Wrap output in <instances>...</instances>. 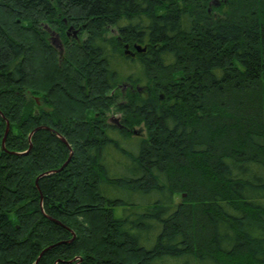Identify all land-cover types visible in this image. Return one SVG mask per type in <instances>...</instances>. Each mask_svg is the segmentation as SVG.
<instances>
[{"label": "trees", "instance_id": "trees-1", "mask_svg": "<svg viewBox=\"0 0 264 264\" xmlns=\"http://www.w3.org/2000/svg\"><path fill=\"white\" fill-rule=\"evenodd\" d=\"M48 247L38 264H264V0H0V264Z\"/></svg>", "mask_w": 264, "mask_h": 264}, {"label": "rangeland", "instance_id": "rangeland-1", "mask_svg": "<svg viewBox=\"0 0 264 264\" xmlns=\"http://www.w3.org/2000/svg\"><path fill=\"white\" fill-rule=\"evenodd\" d=\"M46 26V24L43 26V29H44V27ZM70 28V27H69ZM69 28L67 29V34H68V36L70 37V38H74V31L73 30H69ZM46 31H47V33H48V35H49V40H50V42L53 44V39L55 38V36L56 35H52V32L50 31V30H47L46 29ZM111 34H117V31L116 30H111V33L110 34H108V36H110ZM85 37V36H84ZM58 44H61L62 46H63V43H62V40H60V42L59 43H57V45H54L55 47H56V49L58 50V52H59V54L61 53L62 54V52H63V50L62 51H60V49H59V47H58ZM35 59H37V58H35ZM36 61V60H35ZM129 84L128 83H123V86L120 88L121 90H120V92H121V95H120V97H118V100L119 101H125V97H126V94L130 91V86H128ZM142 86V85H141ZM38 99V101H39V98H37ZM119 103V102H118ZM120 104V103H119ZM115 111L116 112H114V111H112V112H109V115H108V120L110 121V122H113V123H115V120L116 119H118L119 121H120V119H121V113L120 112H117L118 110H116V108H115ZM9 127H10V123L9 122H7V126H6V130H5V135H4V138H3V141H2V145H3V148L6 150V145H5V140H6V137H7V135H8V133L6 132V131H8L9 132ZM39 127V126H38ZM38 127H35L32 131H31V133H30V135L32 136L33 134H34V130L36 129V128H38ZM132 131H134L135 133H136V135H138V136H142V137H145L146 136V129H145V127L143 126V124H139V125H135L133 128H132ZM30 135H29V137H30ZM58 136H60V138L62 137V138H64L63 136H61V135H58ZM116 136V135H115ZM62 140V139H61ZM64 140L65 141H63L66 145H67V147H68V149L70 150V155H69V157H68V159L66 160V162L63 164V166L60 168V170H62L64 167H66L68 164H69V162H70V160H71V158H72V156H73V148H72V146L68 143V141L64 138ZM126 142V141H125ZM28 150H26L25 152H27ZM120 155V154H119ZM114 161H111V163H114V165H115V167H117L119 164L121 165V162H124V161H126L127 159L124 157V156H117V157H115L114 159H113ZM128 161V160H127ZM123 164H125V163H123ZM114 172H115V174H118V175H123L124 174V171H123V169H121V168H117V169H114L113 170ZM125 195V194H124ZM185 195V194H184ZM183 200V197H182V193H177L175 196H174V204H177V203H180L181 201ZM135 208V206H129L128 207V210L129 209H134ZM123 212H124V208L123 207H117V208H115L114 209V213H115V215L117 216V217H120V216H122V214H123ZM43 251H44V249H43ZM39 258V257H38ZM36 262H37V260H36ZM38 264V263H37Z\"/></svg>", "mask_w": 264, "mask_h": 264}, {"label": "water", "instance_id": "water-1", "mask_svg": "<svg viewBox=\"0 0 264 264\" xmlns=\"http://www.w3.org/2000/svg\"><path fill=\"white\" fill-rule=\"evenodd\" d=\"M72 29H73V27H70V28H69V30H72ZM51 32H52V35H56L55 38L53 39V45H57V43H59L60 40H61V39H60V36H59V34H57L55 31H51ZM78 32H79V30H74V34L76 35V37H77V33H78ZM58 47H59L60 51L63 50V46H62L61 44H58ZM135 49H136V52H142V51L145 50V48H142L141 45H135ZM126 53L131 54V55H135V52L132 51L131 49H129V45H126ZM115 123L121 126V124L119 123V120H118V119L115 120ZM39 128H42V126L36 128V129L34 130V132H35L36 130H38ZM43 128H48V127H43ZM6 132L8 133V131H6ZM29 138H31V135H30ZM61 139H62L63 141H65L64 138L61 137ZM53 172H57V170H53V171H49V172H45V173H43L42 175H40L39 178H40L41 176H44V175H47V174H50V173H53ZM50 248H51V247H48V248H46L44 251L41 252V254L39 255V258L37 259L36 264L39 262L40 258H41L42 255L44 254V252L47 251V250L50 249Z\"/></svg>", "mask_w": 264, "mask_h": 264}, {"label": "flooded vegetation", "instance_id": "flooded-vegetation-1", "mask_svg": "<svg viewBox=\"0 0 264 264\" xmlns=\"http://www.w3.org/2000/svg\"><path fill=\"white\" fill-rule=\"evenodd\" d=\"M45 27H46L47 30L55 31V30H52L51 28H49L47 25H46ZM71 27H73V26H71ZM72 30L74 31V30H76V29H74V27H73ZM78 30H79V29H78ZM55 32H56V31H55ZM56 33H57V32H56ZM57 34H59V33H57ZM59 36H60V35H59ZM77 36H78V33H77ZM74 37L77 38L75 34H74ZM128 86H130V84H129ZM130 89H132V88L130 87Z\"/></svg>", "mask_w": 264, "mask_h": 264}]
</instances>
